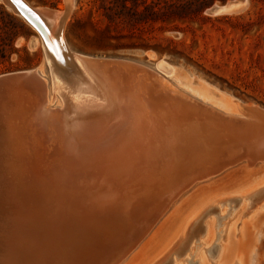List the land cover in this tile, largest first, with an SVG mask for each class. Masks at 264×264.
<instances>
[{"label":"rangeland","instance_id":"obj_1","mask_svg":"<svg viewBox=\"0 0 264 264\" xmlns=\"http://www.w3.org/2000/svg\"><path fill=\"white\" fill-rule=\"evenodd\" d=\"M27 1L35 7L41 6L55 10L60 9V11H65V9L68 7L69 13L68 18L65 22L63 35L65 38L64 41L66 43V46L71 52L79 53L93 59L115 60L116 66L120 64L123 71H125V69H128L130 70L129 73L134 72L135 74L157 72V61L159 59H164L174 65V71L168 76H165V74L161 70H159L158 72L166 77L167 82L176 91V93H178V95H184L189 103L194 102L193 105L197 103L195 105L196 107L197 105L201 104L205 105L206 107H212L211 109L215 108L220 111L232 113L235 112L231 110L234 102L242 101L250 104H257L264 108V1L247 0L242 9L233 13L210 16L206 12H204L201 18L197 17L194 20H188L185 22L168 21L165 23L154 22L155 15L153 14L152 0H147L148 2L146 3H144V0H73L72 4H67L65 0ZM218 2L220 1L218 0L214 3ZM28 24L29 23L25 21L22 16H19V14H17L16 11L13 10V8H11L4 0H0V75L12 72L26 71L30 69H37L39 75L42 78L46 79L48 85L47 92L50 91L46 94V103L48 104L46 107L50 109L60 107L62 105V102L59 97L56 96V99L52 101L53 83L51 81V63L47 59L43 45L38 42L37 47H35L34 49L30 48L28 45L30 38H32L33 36H38L35 29L31 27L30 24ZM175 26H178V28H175ZM14 33H17V37L13 43L15 51L11 52L10 37ZM154 46H157V48H154ZM123 61H125L126 63ZM121 62L123 64V67ZM126 64L128 67L126 66ZM147 68L148 70H146ZM144 69L146 71H144ZM135 70H139V72L136 73ZM125 73L128 72L125 71ZM195 79L200 82L195 81ZM220 90L223 92H220ZM218 91L219 94H217ZM26 93L27 92H25V94ZM27 94L28 96H26ZM27 94L24 95L23 92H20L19 96L18 94H16L19 102H22L21 100L24 101L23 105H25L27 102H30L29 93ZM21 96L24 98L22 99ZM187 97H190V99ZM14 99H16V96H14ZM17 99L16 102H18ZM19 105H16L17 108L19 107ZM199 108L202 107L200 106ZM29 110L30 111L27 112L24 117L25 119L28 116L27 119L29 123H26L27 127L25 128L27 129V131L25 130V135L28 136H25L26 141L23 140V143L21 144L22 147L27 148V151L25 152L26 154H29L32 151V140L35 142V140L39 138V133H35L37 132L36 129H38V126H34L35 123L33 122V124L32 121H30L31 119L29 120V118L32 117L31 108ZM10 111H12V109L8 110V112ZM10 113L12 114V112ZM15 115L16 114L14 111L13 115L5 114V112L0 113V132L3 134H0V141L2 142V144H4L2 145L0 142V145L2 146L1 149L7 147L10 148L12 146L11 150L8 149L9 154H3L5 156L8 155L5 157L7 162L5 159L3 161L4 165L5 163L6 165L7 163H9V166L10 164L18 165L19 162H17V159H19V156H21L20 153L22 151H18L19 149H13V145L16 147V149L18 146L16 144H18L19 141V128H14L15 130H13L12 127L8 125V123L7 125H5L6 127H3L1 120L3 118L7 120L6 122H8L9 120L11 124L12 122L15 123V121H17L18 123L20 117ZM257 115L260 116V114ZM263 115L264 113H261V116ZM32 119L34 120V117H32ZM250 122L252 121L250 120ZM31 123L33 125H30ZM34 127L35 130H33ZM5 130L6 132H4ZM66 130L67 132H63L64 134L62 133V135L64 136L66 134L64 138H68L70 140H65L63 138L62 142L64 141V143H62L59 141V139L61 138L60 137L58 141H53L52 143H50L52 147H50L51 145L49 146V144L46 143L51 150L53 148L58 150H55L53 152L54 154L57 152L58 156H53L52 160L51 157L49 159L43 158L45 160L43 163H41V165L45 166L44 169H47L44 171H47L49 175H47L48 173H41V175H39L40 167L38 165L40 164V162H36L38 163V165L36 163L32 164L31 160L26 156L23 159L27 161V163H29L26 166L28 170L26 169L25 173L22 174L23 176L21 175L23 183L20 184L22 185V188H20V184H17L18 187L16 189L17 192L19 190L20 195H16V186H9L6 189L4 188V186H0V189L3 190L0 192V209L3 210V212L0 213V264H18V262L19 264H35V262L38 263L39 261L40 262L38 264H46V262L48 264H64L65 262L69 264H104L107 259H110L117 251L121 250V248H124V251L123 253L121 252L119 260H117V258V261L115 260L113 262L114 264H154L157 260H159L158 258L161 257L164 252H166V256L164 257V259L155 264H219L217 262V254L219 253L218 251H220L221 243L223 242V240L221 241V239H223L221 237L222 234L225 233V228L229 225V223H227V219L235 213H240V216L234 225V229H232V238L229 244V248L226 252L227 256L231 257V261L226 264H243V262L247 261L249 258L251 259V261H253V264H264V211L258 213L257 216H248L249 210L254 209L255 203L258 201V199L264 197V186H259L260 184L264 183V127L261 131L253 129L255 133L252 131V129H250L249 131H247V135L245 134L246 138L244 137V142H241L240 146L236 145L237 147H240L241 149L243 148L246 151L245 157H242L227 166L219 164L217 165V167L211 165L213 167L211 168V166L209 165L207 166V168L203 164L202 166L204 168L201 166V173H195L196 168L192 167L191 164L190 166H188V168L191 170L188 169L187 172H185L184 176L178 178V180L175 181L172 186H162L166 185L167 178L164 174L161 175V173L170 172L168 171L169 166H166L168 167L166 168L165 166H163L164 164L161 163L160 160L162 158L159 157V162L157 161L156 163L154 162L151 165L143 166L144 169L142 167V169L140 167H134L132 169L133 172L131 169L129 171V168L127 166H124V169H128H125L127 171H125L127 175L126 173H124V169L122 170L123 166H120L118 168H121L120 172L122 174H120L118 169L115 170V168L117 167H111L113 168L112 170L108 167L109 164H107L106 166V163H108L107 161L105 162L101 159H97L94 154L91 153V151H86L85 149L83 151H72L71 147L73 143L74 133H70V130H68V128ZM9 131H11V134ZM15 132L17 133V135ZM258 134L260 136H258ZM1 137L3 138V140ZM28 138L29 140H27ZM57 142H59V144ZM61 143L62 146L60 145ZM80 144H82V142ZM47 145H45V147ZM63 147L65 148L63 149ZM258 147L260 150L258 149ZM49 148H47V152H51ZM67 151L70 153L68 154ZM155 151L158 152L157 149H155L154 152L152 150V153H150V155H156L157 153ZM13 152L15 154H13ZM214 155L215 154H212V156ZM167 157L169 156L167 155ZM11 159L16 160L12 161ZM162 161H164V158L162 159ZM55 162L56 165L58 164L57 166H59V168L56 166L55 168L53 167L52 164ZM62 162L64 165L62 164ZM176 162L178 163V161ZM176 162H174L175 165ZM100 164L102 166H100ZM170 164L172 163L170 162ZM37 168L39 169L37 170ZM102 168L103 170L105 169L104 171H108V169L112 171L118 170L116 172L118 176L129 175V177H125L123 180L120 177L116 176L114 174L115 172L113 173L112 171H109V176H111L112 173L111 178L107 175V171L104 172ZM216 168H218L217 171ZM162 169H165L166 171H162ZM170 169L173 170L174 168L170 167ZM205 169H208L209 171L206 170L208 172H204ZM70 170L73 172H71ZM145 170H147V172ZM211 170L212 172H210ZM190 171L193 172V174H190ZM202 172L204 174H202ZM35 173H37V175L39 176H37ZM62 173L63 175H61ZM72 173L76 175V177L73 178ZM91 173L98 174H93V176ZM137 173H139V175ZM56 174H60L61 176H59L61 177V179L57 178L59 176H56ZM106 175L108 176V180H106ZM114 175L116 176V179L114 178ZM168 175L170 176L172 174ZM35 176L40 177V179L42 180L45 178V181L48 183H46V185H43V183L45 184V181L42 182V180L40 179V181L38 180L37 182ZM53 176H55V178ZM142 176L144 178V182L143 180H141ZM62 177L64 179H68H65V183L63 184ZM84 177L87 178L84 179ZM47 178L50 179L51 182ZM126 178H128L129 181ZM73 179L74 183H72ZM101 179L105 183L104 186ZM70 180L72 182H70ZM91 180L94 184L90 182ZM94 180L96 183L94 182ZM136 180H138V182H136ZM55 181L62 182L59 183ZM105 181L109 182L106 183ZM118 181L120 184L118 183ZM123 181H125L124 183H127V185L124 184ZM68 183H70L71 185ZM128 183L132 184V186L130 184L129 186ZM135 183H138L137 188L134 187ZM140 183H145V185L141 186ZM64 184L68 186H66L65 188ZM72 184L74 185L72 186ZM82 184H84V186ZM147 184L148 186H146ZM85 185H87V188ZM105 185L108 186L107 189ZM123 185L125 186L123 187ZM45 186H48L49 188ZM62 186L64 187V189ZM103 187H105V190H111V192H109L110 195H108V191H106L105 193L104 191H102ZM130 187L134 188L131 189ZM256 187L262 188H258V190ZM90 189L94 192L89 191ZM99 189H102V196L101 194H97V191ZM113 189L116 192L117 190H120V192L115 193ZM48 190L53 193V195H51L50 197L49 195L51 193H49ZM121 190L122 197L124 198L121 197V199H118L121 196ZM78 191H81V194ZM101 191L98 192L101 193ZM9 192L11 198L13 199L8 198L9 195L7 194H9ZM19 192L17 194H19ZM64 192H67L68 194H64ZM89 192L92 193V195L89 194ZM131 192H133L134 197L132 196ZM106 193L107 195H105ZM114 193L118 198L114 195ZM73 194H75L74 197ZM77 194H79L78 197ZM65 195L67 198L65 197ZM104 195L105 197H108L104 198ZM53 196L55 198H53ZM79 196H81V198H79ZM114 196L116 198H114ZM125 196L129 198V201ZM24 197L28 198L25 200ZM68 197L72 199L68 201ZM102 197L105 200L108 199L107 204L103 203L105 202V200ZM150 197L152 199L153 197L157 198V201H152ZM221 197L225 198L218 202ZM95 198H99L102 200L101 204H105V208H102L105 210H101L102 208L99 204L101 200L97 201V199ZM130 198H133L138 202H135V204L132 202L134 200L131 201ZM137 198H143V200H136ZM20 199L22 200L20 201ZM88 199L91 201L89 202ZM94 199L97 201L96 204H99L98 206L95 204L96 201ZM110 199L112 200V202H110ZM77 200H80L81 203L83 202L84 205L87 204L85 206L86 208H83L84 205L79 203V201ZM148 200L151 203H149ZM16 201L21 205L19 206ZM56 201L57 203H55ZM62 201L64 202V204H62ZM65 201H67L68 203H66ZM84 201L88 202L85 203ZM123 201L125 202V204H123ZM130 201L131 203H129ZM69 202H71L72 204H70ZM114 202H116V205L114 204ZM5 203H9V205H6ZM88 203H90V210H93V212L96 209L98 210L100 207V209L98 210L100 213L98 211L96 213L95 211V213L91 212L87 214L90 211L88 210ZM108 203H111L113 205ZM127 203L129 205H127ZM144 203H147L145 204L146 208L144 206ZM148 203L150 205H148ZM31 204H34L35 207ZM65 204L70 205L69 207H66L68 205ZM13 205L14 207L16 205L18 208H13ZM38 205L40 207H38ZM61 205H63L64 207H62ZM107 205L108 209H106ZM10 206H12V208H10ZM21 206L23 208L24 206L25 208L27 207V212L25 208L24 211H22L23 209ZM72 206L73 208L74 206L77 207L75 208L77 211L75 209H72ZM131 206L132 208H134V210L130 209ZM141 206L144 210L141 208ZM30 207L32 208V211ZM206 207L207 209L211 207L208 212H206ZM19 208L21 212H18ZM139 208H141V210ZM14 209H16V212ZM57 209L58 211H56ZM81 209H87L88 211H84ZM129 209L131 211H129ZM33 210L35 212H33ZM37 210H39V212ZM52 210L53 212H51ZM73 210H75L74 213H72ZM36 211L38 213H36ZM4 212H6L5 215ZM30 212L37 215H31L29 214ZM205 212L206 214H209L208 217H205ZM15 213H17V215ZM39 213L40 215L38 216ZM76 214H78V216H76L75 219L73 215ZM83 214L84 216H82ZM198 214L200 215L197 217L198 224L196 228H198L199 223H202L205 220H208L207 223L211 218L214 221V241L212 243L210 242V244H205L203 242V244L201 245L200 240H205L206 235H202L203 233H199L198 235L195 234L196 236L194 235L193 239L191 240L183 238L181 240V246L177 250L172 249L171 246L173 245V243L177 239H179L180 236H182L184 227ZM64 215L67 219L64 217ZM85 215L88 216L86 217V219L88 218L90 220H86ZM61 216H63V218ZM101 216L102 218H105V220L100 218ZM71 217H73L74 219ZM35 218H37L38 220ZM68 218L70 220H75L77 223L74 222V225L72 222L73 220H71L70 224H72V226L70 225L69 227V225L66 224L69 222L67 221ZM98 218H100V220ZM31 219H34V222H32ZM93 219H95V221ZM41 221L44 223H42ZM78 222H80L82 225L79 224V226ZM20 224H22V226ZM10 226L11 229H9ZM42 226L43 228H41ZM59 226L60 228H58ZM74 228L77 231L73 232ZM12 229L13 231H15V235H12ZM59 229L61 231H59ZM69 229H72V231L70 230L71 232H69ZM8 230L10 233L7 232ZM47 230L49 231L48 233L45 232ZM50 230L52 233L50 232ZM40 231L42 236L39 235ZM78 231L80 233H83L80 234L81 238L85 235L82 240L77 237L79 236ZM42 232H44V234H42ZM58 232H60L59 235L61 236H58L59 238L57 240L58 234L55 233ZM63 233H66L65 236L63 235ZM97 233H101V236ZM48 234L50 236H48ZM2 236H4V238ZM8 237H13L16 243L12 238L11 240ZM46 237L48 239H46ZM49 237H54V239ZM19 238L21 240L20 242L18 240ZM73 239L76 241H74ZM92 239L93 242L91 243L90 241ZM44 240L45 242H43ZM47 240L50 243L46 242ZM69 240L71 241V243ZM56 241L57 244H59V247L57 246V248L55 249L57 245ZM80 241H82L81 245L84 243L83 245H86V247L77 244L80 243ZM51 242H55V246ZM72 242L76 243L73 244ZM1 244H3L4 246ZM32 244H34L35 247ZM43 244L46 245L43 246ZM72 244L75 245V247L72 246ZM88 244H90V247ZM16 245L18 247H16ZM31 245L35 249L36 246L38 248L36 250L33 248L35 251L33 253ZM60 245L63 246V250ZM49 246H52V249L54 246V249L51 252ZM201 249L204 252V261H202L203 263H201L200 256H198ZM58 250L60 253H58ZM36 251L39 254H37ZM53 251L57 252L55 253ZM62 252H64V254ZM77 252L78 254H75ZM61 253L63 257H58L56 255H61ZM26 255H29V257L31 255V257L29 258ZM33 255H37V261H35L36 259ZM68 255L69 257H67ZM54 257L55 259L57 258L56 261L58 260V262L55 261ZM33 258L35 260H33ZM69 258H71L72 260H70ZM24 260L27 263H25ZM60 260H62V262ZM68 260L70 261L68 262Z\"/></svg>","mask_w":264,"mask_h":264},{"label":"bare ground","instance_id":"obj_2","mask_svg":"<svg viewBox=\"0 0 264 264\" xmlns=\"http://www.w3.org/2000/svg\"><path fill=\"white\" fill-rule=\"evenodd\" d=\"M4 1L11 8H13V10H15L16 13L19 14V16H22L25 19V21H27L31 25V27H33L35 29V31L37 32L38 36H33L34 46L32 47V49L37 47L38 42H40L43 45L47 59L51 63V74H52V80L51 81L53 83V87H52L53 98L52 97L51 98H52V101H54L56 99V96H57L61 99V102H62L61 103L62 105L60 107H55L53 109L46 107L48 105L46 103V94L50 91L47 92V90H48L47 86L48 85H47L46 79L42 78L39 75L37 69H30V70H26V71L12 72V73H6V74L0 75V113L5 112V114L13 115V111H14L16 114L15 116L20 117L19 118L20 120L18 123H17V121H15V123H13L12 122L13 120H12L11 121L12 124L10 123L9 120H8V122H6L7 120L2 118V120H1L2 125L4 127L8 123V125L11 126L13 130H15L16 128H19L18 134H19V141L20 142L18 141V144H16V145H18L17 149L14 145H13V149L14 150L19 149L18 151H22L20 153L21 156H19L20 158L17 159L18 160L17 162H19L18 165H16V164L11 165L10 164V166H9L8 165L9 163H7V165H8L7 166L6 163L4 165L3 161H4V159L6 160L5 157L8 155L5 156L3 154L4 153L9 154L8 149L11 150L12 146L10 148L7 147V148L1 149L2 146L0 145V152H1L0 153V186H4L5 189L8 188L9 186L10 187L16 186V188H15V190H16L18 187L17 184L23 183V180H22L23 175L22 174L25 173L26 169L28 170V168L26 166H27V164H29V163H27V161H25L23 159L26 156H27V158H29L31 160L32 164L36 163V162H40L39 165H38V163H36L40 167V171H39L40 174L39 175H41V173L42 174L48 173L47 171H44L47 169H44L45 166L41 165V163H43L46 158L49 159L51 157V160H52V157L57 155V152L55 154L53 153L56 150L55 148H53L54 150L53 149L51 150L49 148V146L51 145L50 143H52L53 141H55V142L58 141V139L60 137L61 138L59 139V141L62 142V139L66 135L65 134L63 136L62 133L67 132V130H66L67 128H68V130H70V133H74V138H73L74 144L72 143V147L69 145L71 147L72 151L73 150H75V151L76 150H78V151L82 150L83 151L84 149L86 151H91V153H93L97 159H101L105 162L107 161L108 163H106V166H107V164H109V166H108L109 168L114 167V166L117 167V168H115V170L118 169L120 166H123L122 170L124 169V166H127L129 168V171H130V169L132 170L134 167H140V168L142 167L143 168V166L151 165L152 163H154V162L156 163L157 161L159 162V160H160L159 157L162 159L164 158L165 162L162 161V159L160 161H161V163L164 164V165L162 164L163 166H165V167L169 166V168L168 167H166V168H168V171H170V172L161 173V175L164 174L167 178L166 185H162V186H172L173 183H175V181L178 180V178H181L184 176L185 172H187V170L189 169L188 166H190L191 164H192V167L196 168L195 173H201L200 170H201V166L203 164L206 167L209 165L217 167V165L222 164L223 161H220V160L221 159L224 160L225 159L224 157L226 154L229 155V149H231L235 145L240 146L241 142H244L243 139L246 138L247 131H249L250 129H252V131H253V129H257V130L261 131L264 127V115L263 116L255 115L256 118L254 119V121L251 118L252 122H250V121L245 122L243 120H235V119H237L235 117H238V116L241 117L244 114L241 111V107H240L241 105L240 104H242V103L240 101H235L234 104L232 102L233 107H231V110L235 111V112L229 113L231 116L230 119L229 118H227V119L223 118V116L219 112L214 110V108L213 109H210V108L209 109H207V108L203 109V108H199L200 105H197V107H196L195 105L197 103L195 105H193L194 102L189 103L186 100V97H184V95L183 96H182V94L178 95V93H176V91L167 82L165 76L166 75L168 76L169 74H171L174 71V65L167 62L164 59H159L156 63V67H157L158 71L161 70L165 74V76H163L158 71L154 72V73H152V72L138 73L139 70L138 71L135 70L136 73H138V74H135L134 72L129 73L130 70H128V69L127 70L125 69V71L128 72V73H125V71L122 70L119 63H118L119 65L116 66L115 62L114 63L101 62L100 60L98 61L97 59H93V58L84 56L82 54L69 51L67 46H66V43L64 41L65 38L63 35L65 22H66V19L68 18V13H66L65 11H57L55 9H50V8L41 7V6L35 7V6H32L27 0H14L16 3L19 4L20 7H22V9L24 10V13L27 16L33 18L34 21L37 22V24H35V22L28 20V18H26V16H24V14H22V12L11 2V0H4ZM65 1L67 2V4H72V2H73V0H65ZM246 2H247V0H246ZM245 3H244V5H245ZM242 7H241V9H242ZM238 10H240V9H238ZM238 10L227 11V12L220 13V14L233 13V12H236ZM41 28H43V31L45 32L46 39L40 30ZM49 38L51 39V41L53 42V44L56 46L57 49H52V48L50 49L49 48L51 46L48 43ZM56 57H60L62 60H58ZM154 57H155V55H154ZM123 62H125V61H123ZM121 64H122V62H121ZM127 64H126V66H127ZM122 67H123V64H122ZM124 68H125V66H124ZM146 70H148V68ZM146 70L144 69V71H146ZM133 71H134V69H133ZM149 71H151V70H149ZM19 73L23 74L22 77H18ZM195 81L200 82L196 79H195ZM20 90H22V91H20ZM20 92H23L24 95L29 93L30 102H27L25 105H23V103H24L23 100H21L22 102H19L16 94H18V96H19ZM25 92H27V93L25 94ZM220 92H223V91L220 90ZM217 94H219V91ZM14 96H16V99L18 100L19 103L16 102V99H14ZM26 96H28V94ZM23 98L24 97H22V99ZM187 98L190 99V97H187ZM17 104L18 105L20 104L18 108L16 106ZM246 105L250 106V108H251V106L253 104L247 103ZM30 108H31V115H32V117H34V120L32 119V117L29 118V120L31 119L30 121H32V123L33 122L35 123L34 126H38L37 127L38 129H36L37 132H35V133H39L38 134L39 138H37L35 140V142L32 140V151L31 152L33 154L30 151H29L30 153L28 152L29 154H26L25 152L27 151L26 150L27 148L22 147L21 144L23 143V140L26 141L25 136H28V135H25V132L27 131V129H25L27 127L26 123H29V121L27 119L28 116L25 119H24V117H25V114L30 111L29 110ZM33 108H34V110H33ZM253 108H254V106H253ZM10 109H12V111H10V112H12V114L10 112H8V110H10ZM254 110H257V108L255 107ZM261 113H263V112H261ZM232 115L235 117H232ZM233 118H235V119H233ZM69 120H70V122H69ZM32 123L30 125L34 124V123L33 124ZM234 123H237V124H234ZM31 127H33V126H31ZM33 130H35V127L33 128ZM4 132H6V130ZM9 132L11 134V131H9ZM0 134H2V133L0 132ZM262 134H263V132H262ZM16 135H17V133H16ZM258 136H260V135L258 134ZM67 137H68V135H67ZM29 138L27 140H29ZM66 139L70 140L68 138H66ZM253 139H255V138H253ZM2 140H3V138H2ZM71 141H72V139H71ZM81 142L83 145L80 144ZM16 143H17V141H16ZM46 143H48L49 146ZM57 143L59 144V142H57ZM62 143H64V141ZM62 143L60 144L61 146H62ZM68 143H70V142H68ZM1 144H2V142H1ZM2 145H4V144H2ZM25 145H26V143H25ZM45 145H47L46 147L49 148V150H51V152H47L48 150L45 147ZM50 147H52V145ZM263 147H264V145H263ZM64 148L65 147H63V149ZM155 149L158 150V152L155 151L157 154L156 155L155 154L150 155V153H152V150L154 152ZM258 149H259V147H258ZM56 151H58V150H56ZM67 153L69 154L70 152L67 151ZM13 154H15V153L13 152ZM212 154H215V155L212 156ZM167 155L170 158L167 157ZM43 158H45V159H43ZM11 160L15 161L16 159L15 160L11 159ZM55 161H56V159H55ZM176 161H178V163ZM6 162H7V160H6ZM8 162H9V160H8ZM170 162L172 164H174V162H176V165L175 164L172 165V164H170ZM62 164H63V162H62ZM206 164H208V165H206ZM52 165L54 168H55V166L59 168V166H57L58 164L56 165V162L53 163ZM63 165H62V167H63ZM156 165H158V164H156ZM193 165H197V166H193ZM100 166H102V165L100 164ZM212 166H211V168H213ZM170 167L171 168L173 167L174 169L171 170ZM198 167H200V168H198ZM99 168H101V167H99ZM194 168H193V170H194ZM203 168H202V170H203ZM38 169L39 168H37V170ZM111 169L113 170V168H111ZM120 169H118L119 173L122 174L120 172ZM125 169H127V168H125ZM125 169H124V173L127 172ZM53 170H55V169H53ZM102 170H103V168H102ZM112 170H109V169H108V171L106 170L107 175H108L109 171H112ZM115 170L112 172L113 173L115 172L114 174L116 176H118L116 174V172L118 170L117 171H115ZM147 170H148V168H147ZM147 170H145V171L147 172ZM160 170H161V167H160ZM164 170L162 169V171H164ZM189 170H191V169H189ZM206 170H208V169H205L204 172L209 171V170L208 171H206ZM217 170H218V168H216V171ZM106 171H104V172H106ZM157 171H159V170H157ZM71 172H73V171H71ZM132 172H133V170H132ZM210 172H212V170ZM35 174L37 175V173H35ZM91 174L95 175L96 173H91ZM137 174L139 175V173H137ZM155 174H156V171H155ZM168 174H172V175L169 176ZM190 174H193V172H191ZM202 174H204V173L202 172ZM39 175H37V176H39ZM47 175H49V173ZM57 175L59 176L60 174H56V176ZM61 175H63V173ZM126 175H127V173H126ZM126 175L125 176L119 175L118 177H120L121 179L124 180L125 177H129V175L128 176H126ZM60 176L57 178L61 179ZM84 176H85V174H84ZM108 176H107L106 180H108ZM116 176L114 177L115 179H116ZM53 177L55 178V176H53ZM74 177H76V175L73 174V178ZM105 177H103V178H105ZM109 177L112 178V173H111V176H109ZM29 178H32V177H29ZM86 178L87 177H84V179H86ZM111 178H110V180H111ZM130 178H131V176H130ZM34 179H33V182H34ZM36 179H37L36 181L38 182L40 177H36ZM65 179L63 178V182L61 181L62 184L65 183L64 182ZM115 179H113V180H115ZM126 179L128 180V178H126ZM135 179H136V177H135ZM137 179H139V178H137ZM143 179L144 178L142 176L141 180H143ZM40 180H42V179H40ZM48 180H50V179H48ZM66 180H68V179H66ZM95 180H97V179H95ZM95 180H94V182H95ZM152 180H154V179H152ZM169 180H170V182H169ZM43 181H45V178L42 180V182ZM125 181H123V183ZM50 182H51V180H50ZM55 182H59V181H55ZM61 182H59V183H61ZM70 182H72V181L70 180ZM90 182H92V180ZM107 182H109V181H107ZM136 182H138V180H136ZM143 182H144V180H143ZM46 183H48V182L45 181V184L43 183V185H46ZM72 183H74V179H73ZM84 183H85V181H84ZM98 183H100V182H98ZM102 183L104 186V184H105L104 181ZM118 183H119V181H118ZM142 183H140L141 186H144L145 183L144 184H142ZM68 184H70V183H68ZM124 184L127 185V183H124ZM129 184L130 183H128V185ZM59 185H61V184H59ZM73 185L74 184H72V186ZM82 185L84 186V184H82ZM121 185H122V183H121ZM130 185L132 186V184H130ZM137 185H138V183H135L134 187L137 188ZM66 186H68V185L64 184L65 188H66ZM85 186L87 188V185H85ZM105 186L107 189L108 186L107 185H105ZM124 186L125 185H123V187ZM146 186H148V184ZM259 186H264V183L260 184ZM45 187L49 188L48 186H45ZM64 187H63V189H64ZM101 187H99V188H101ZM134 187H132V188H134ZM20 188H22V185L20 186ZM104 188L105 187H103V190L102 189L101 190L104 191V193H105L108 190H105ZM256 188L258 189L259 187H256ZM260 188H262V187H260ZM88 189H89V187H88ZM88 189H87V191H88ZM142 189H143V187H142ZM93 190H94V188H93ZM101 190L99 189L98 191H101ZM128 190H129V188H128ZM135 190H137V189H135ZM1 191H3V190L0 189V192ZM25 191H27V190H25ZM48 191H47V193H48ZM89 191H92V190L90 189ZM98 191H97V194H99V195L101 194V196H102V191H101V193H99ZM123 191H124V189H123ZM10 192H9V194H7V195H9L8 198L13 199L10 196ZM13 192H14V190H13ZM13 192H12V194H13ZM16 192H17V190H16ZM18 192H19V190H18ZM78 192H80V194H81V191H78ZM92 192H94V191H92ZM109 192H111V190L108 191L107 193H109ZM119 192H120V190H117V192L115 191V193H119ZM133 192H131L132 196H133ZM17 193H16V195H20V192H19V194H17ZM49 193H51V192L49 191ZM107 193L105 195H107ZM115 193H114V195H115ZM123 193H125V192H123ZM129 193H126V194H129ZM64 194H68V193L64 192ZM75 194H73V197ZM89 194L92 195V193H90V192H89ZM4 195H5V192H4ZM39 195H41V194H39ZM51 195H53V193H51L49 195V197ZM78 195L79 194H77V197H78ZM99 195H97V196H99ZM105 195H104V198L108 197V196L105 197ZM108 195H110V193ZM136 195H137V193H136ZM54 196H53V198L56 197V196L55 197ZM115 196H114V198L117 197V196L116 197ZM65 197H66V195H65ZM90 197H92V196H90ZM121 197H122V190H121L120 198H118V197L117 198L121 199ZM129 197H130V195H129ZM225 197H221L218 202L223 200ZM27 198L24 197L25 200ZM69 198L70 197H68V201L72 199V198H70V199ZM79 198H81V196H79ZM122 198H124V197H122ZM126 198H128V197H126ZM22 199H20V201ZM95 199H97V201L101 200L99 198H95ZM139 199H141V198H139ZM139 199L137 198L136 200H139ZM150 199L152 201H157V198H155V197H153V199L150 197ZM256 199H258V198H256ZM107 200L108 199H106L105 202H103V203L107 204ZM112 200L110 202H112ZM132 200H134V201H132ZM141 200H143V198ZM37 201H38V199H37ZM77 201H79V203H81L80 200H77ZM90 201L91 200H89V202ZM97 201L95 202V204L97 203ZM125 201H127V200H125ZM128 201H129V198H128ZM131 201L133 203L138 202V201H135V199H133V198L131 199ZM131 201L129 203H131ZM27 202H28V200H27ZM60 202H61V200H60ZM65 202L68 203L67 201H65ZM87 202H85V203H87ZM101 202H102V200L99 203L101 208L102 207L105 208V206H104L105 204L102 203L103 204V206H102ZM148 202H149V200H148ZM30 203H28V204H30ZM55 203H57V201ZM69 203L72 204L71 202H69ZM74 203H75V201H74ZM115 203L116 202H114V204ZM149 203H151V202H149ZM149 203H148V205H150ZM17 204H19V203L17 202ZM62 204H64V202ZM81 204H83V202ZM89 204L90 203H88V205ZM108 204H111V203H108ZM123 204H125V202ZM145 204H147V203H144V206H145ZM6 205H9V203ZM20 205L21 204H19V206ZM31 205L34 206V204H31ZM58 205H59V203H58ZM65 205H68V204H65ZM69 205L66 207H69ZM73 205H75V204H73ZM76 205H77V203H76ZM86 205H84V207L83 206L82 207L86 208L85 207ZM111 205H113V204H111ZM127 205H129V204L127 203ZM131 205H134V204H131ZM2 206H3V202H2ZM61 206L64 207L63 205H61ZM142 206H141V208L143 209ZM16 207H17L16 205H15V207L13 205V208H16ZM38 207H40V206L38 205ZM10 208H12V206H10ZM24 208H25V206H24ZM24 208L22 207V209H23L22 211H24ZM30 208H29V210H30ZM32 208H31V211H32ZM75 208H77V207L74 206V208H73V206H72V209H75ZM92 208H94V207H92ZM103 208L101 209L102 211L105 210ZM141 208H139V209L141 210ZM145 208H146V206H145ZM16 209H14L15 212H16ZM94 209H96V208H94ZM99 209H100V207H99ZM106 209H108V205L106 206ZM110 209H111V207H110ZM130 209L134 210V208H132V206ZM130 209H129V211H131ZM206 209H207V207H206ZM209 209H207L206 212H208ZM39 210H37V211L39 212ZM53 210H55V209H53ZM53 210L51 212H53ZM68 210H70V209H68ZM75 210H73L72 213H74ZM81 210H84V209H81ZM86 210H84V211H86ZM88 210H90V205H89ZM98 210L96 209V210H94V212H93V210H90L88 213L87 212L86 213L87 214H89L91 212L95 213V211L97 213ZM19 211L21 212L20 208H19L18 212ZM37 211H36V213H38ZM56 211H58V209ZM79 211H80V209H79ZM263 211H264V197L258 199V201L255 203L254 209L249 210L248 216L249 217H252L254 215L257 216L258 213L263 212ZM1 212H3L2 209H0V213ZM26 212H27V209H26ZM33 212H35V211L33 210ZM206 212H205V217L206 216L208 217L209 214H206ZM5 213L6 212H4V215H5ZM15 214L17 215V213H15ZM29 214L34 215V216L37 215V214L36 215L32 214L31 212ZM42 214H45V213H42ZM200 214H198L196 217H194L184 227L182 236H180L179 239H177L173 243V245L171 246L172 249L177 250L181 246V243H182L181 240L183 238L191 240V239H193L195 234L198 235L199 233H203L202 235H204V234L206 235L205 240H200L201 245L203 244V242L205 244H210V242L212 243L214 241L213 239L215 236V226H214V221L212 220V218L209 219L208 223H207L208 220L207 221L205 220L202 223H199L198 228H196L197 224H198L197 217ZM21 215H22V213H21ZM21 215H19V216H21ZM31 215H30V217H31ZM39 215H40V213L38 214V216ZM73 216L76 219V216H78V214L73 215ZM82 216H84V214ZM239 216H240V213H235V214H232L227 219V223H229V225L225 228V230H224L225 233L222 234L221 238H223V239H221V241L223 240V242L222 243L220 242L221 243V249H220V251H218L219 253L217 254V259H218L217 262L219 264H226V263H229L231 261V257H228L226 252L229 248V244H230V241L232 238V229H234V225H235L237 219L239 218ZM58 217H59V215H58ZM61 217L63 218V216H61ZM64 217H65V215H64ZM86 217H88V216L85 215V219H86ZM92 217H94V216H92ZM92 217H91V219H92ZM17 218H20V217H17ZM71 218H73V217H71ZM89 218H90V215H89ZM95 218H96V216H95ZM100 218H102V216ZM100 218H98V219L100 220ZM15 219H16V217H15ZM35 219H37V218H35ZM73 219H71V220H73ZM102 219L105 220V218H102ZM31 220H32V222H34L33 221L34 219H31ZM71 220L68 218L67 221H69V222L66 223V221H65V223L68 224L69 227H70V225L72 226V224H70ZM88 220H90V219H88ZM93 220L95 221V219H93ZM82 221H84V220H82ZM72 222L75 225L74 222H76V221L73 220ZM42 223H44V222H42ZM79 224H81V223L78 222V225ZM12 225H15V224H12ZM20 225L22 226V224H20ZM20 225H18V226H20ZM52 225H53V223H52ZM3 226H5V225H3ZM60 226L58 228H60ZM41 228H43V226ZM9 229H11V226L9 227ZM16 229H17V227H16ZM42 230H44V229H42ZM61 230H62V228H61ZM61 230L59 229V231H61ZM70 230L72 231V229H69V232H71ZM12 231H13V229L11 230V232ZM64 231H66V230H64ZM75 231H77V230L74 228L73 232H75ZM5 232H6V230H5ZM7 232H9V230ZM14 232L15 231L12 232V235L16 234V233L14 234ZM45 232L48 233L49 231L47 230ZM50 232H51V230H50ZM9 233H8V235H9ZM20 233H22V232H20ZM59 233L60 232L55 233V234H58L57 240L59 238L58 236H61V235H59ZM42 234H44V232H42ZM49 234H48V236H50ZM65 234L63 233L64 236H65ZM78 234H79V236H77V237H79L81 240L85 236L84 235L81 238L80 234H83V233L79 232ZM100 234H98V235H100ZM39 235H41V231H40ZM2 237L4 238V236H2ZM13 237H8V238L13 239ZM49 238L54 239V237H49ZM15 239H16V236H15ZM46 239H48V238L46 237ZM61 239H59V240H61ZM11 240H8V241H11ZM18 240H19V242L21 241L20 238ZM55 240H56V235H55ZM85 240H86V238H85ZM74 241H76V240H74ZM14 242H15V240H14ZM43 242H45V240ZM46 242H48V240ZM58 242H60V241H58ZM90 242L92 243L93 239ZM48 243H50V242H48ZM70 243H71V241H70ZM75 243H73V244H75ZM81 243H82V241H80V243H77V244H80V246L86 247V245H83L84 243L82 245H81ZM39 244H38V246H39ZM52 244H54V246H55V242H53ZM56 244H57V241H56ZM73 244H72V246L75 247V245H73ZM1 245H3V244H1ZM32 245H34V244H32ZM32 245H31V247H32ZM45 245L46 244H43V246H45ZM49 245H51V244H49ZM58 245L59 244L56 245L55 249L57 248ZM88 245L90 247V244H88ZM54 246H53V249H54ZM60 246L62 247V250H63V246L62 245H60ZM16 247H18V246L16 245ZM34 247H35V245H34ZM34 247H32V253L35 252ZM51 247L52 246H49V248L51 249L50 252L53 250ZM13 248H15V247H13ZM36 249H38L37 246H36ZM65 249H66V247H65ZM53 252H55V251H53ZM36 253H37V251H36ZM58 253H60L59 250H58ZM62 253L64 254V252H62ZM62 253H61V255L60 254L59 255L56 254V255L59 257V256H62ZM65 253H66V251H65ZM138 253H139V251H138ZM37 254H39V253H37ZM75 254H78V252ZM31 255H30V257H31ZM33 256H35V255H33ZM36 256H35V259H36ZM75 256H77V255H75ZM75 256H74V258H75ZM165 256H166V252H164L161 255V257L158 258L159 260H157L155 263L160 262V260L164 259ZM198 256H200L201 263H203L202 261H204V252L202 251V249L199 252ZM27 257H29V255ZM48 257H49V254H48ZM67 257H69V255ZM71 258H69V259L72 260ZM133 258H134V256H133ZM35 259L33 258V260H35ZM54 259H55V257H54ZM56 259H55V261H56ZM26 260H27V258H26ZM70 260H68V262ZM117 260H119V258ZM35 261H37V259ZM60 261L62 262V260H60ZM29 262H31V261H29ZM56 262H58V260ZM25 263H27V262L25 261ZM38 263L35 262V264H38ZM65 263H67V262H65ZM18 264H19V262H18ZM31 264H33V263H31ZM46 264H48V263L46 262ZM67 264H69V263H67ZM150 264H152V263H150ZM243 264H253V261H251V259L249 258L247 261L243 262Z\"/></svg>","mask_w":264,"mask_h":264},{"label":"water","instance_id":"obj_3","mask_svg":"<svg viewBox=\"0 0 264 264\" xmlns=\"http://www.w3.org/2000/svg\"><path fill=\"white\" fill-rule=\"evenodd\" d=\"M11 2L22 12V14H24V16H26V18H28V20L32 21V22H35L33 18L27 16L25 13H24V10L22 9V7L19 6L18 3H16L14 0H11ZM246 2V0H225V1H220L218 3H213L211 6H209L207 9H206V13L210 16H218L220 13H224V12H227V11H233V10H238V9H241V7L244 5V3ZM65 12L66 13H69V9L68 7L65 9ZM35 24H37V22H35ZM43 36L45 37L46 39V35H45V32L43 31V28L40 29ZM48 39V38H47ZM48 43L51 45L49 48L51 49H57L56 46L53 44V42L51 41V39L49 38L48 40ZM29 47L32 48L34 46V38H30L29 40V43H28ZM58 60H62L60 57H56ZM98 61L100 59H97ZM101 62H106V63H114L115 60H100ZM23 74L19 73L18 74V77H22ZM242 104H240L241 106V111L243 114V116L241 117H235L232 115V117H235L233 119L235 120H243L245 122L247 121H250V120H254L256 117L255 115L257 114H260L261 115V112L264 113V108L262 106H259L257 104H253L250 108V106L246 105L247 103L246 102H242L240 101ZM201 106V104H200ZM254 106V108H253ZM203 109H206V108H212V107H206L205 105H202L201 106ZM255 107L257 108V110H254ZM215 109V108H214ZM216 111H218L222 116L223 118L227 119V118H231L230 114L227 113V112H224V111H220L218 109H215ZM262 113V114H263ZM252 118V119H251ZM226 121V120H225ZM234 124H237V123H234ZM234 151V152H233ZM246 151L240 147H237L236 145L234 147H232L231 149H229V155L226 154L225 155V159L224 160H220V161H223L222 164H224L223 166H227L229 164H231L232 162H235L237 160H239L240 158L242 157H245L246 156ZM231 161V162H230ZM124 251V248H121V250L117 251L110 259H107V261L104 263V264H112L117 258H119V256H121V252L123 253Z\"/></svg>","mask_w":264,"mask_h":264},{"label":"trees","instance_id":"obj_4","mask_svg":"<svg viewBox=\"0 0 264 264\" xmlns=\"http://www.w3.org/2000/svg\"><path fill=\"white\" fill-rule=\"evenodd\" d=\"M218 0H152V8L154 22L165 23L168 21H180L185 22L188 20H194L195 18H201L206 9ZM225 1V0H219ZM250 1H264V0H250ZM148 2L144 0V3ZM147 7V6H146ZM161 27V25H160ZM178 28V26H175ZM17 37V33H14L10 37L11 52L15 51L13 43ZM157 48V46H154Z\"/></svg>","mask_w":264,"mask_h":264},{"label":"crops","instance_id":"obj_5","mask_svg":"<svg viewBox=\"0 0 264 264\" xmlns=\"http://www.w3.org/2000/svg\"><path fill=\"white\" fill-rule=\"evenodd\" d=\"M57 11H60V10H57Z\"/></svg>","mask_w":264,"mask_h":264}]
</instances>
